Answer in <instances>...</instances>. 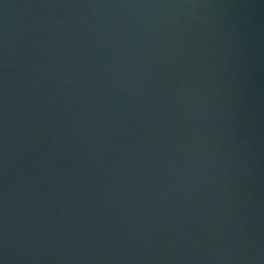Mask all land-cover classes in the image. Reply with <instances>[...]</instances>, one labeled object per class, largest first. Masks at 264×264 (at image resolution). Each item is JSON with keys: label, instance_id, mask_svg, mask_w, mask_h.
I'll return each instance as SVG.
<instances>
[{"label": "water", "instance_id": "1", "mask_svg": "<svg viewBox=\"0 0 264 264\" xmlns=\"http://www.w3.org/2000/svg\"><path fill=\"white\" fill-rule=\"evenodd\" d=\"M0 264H264V0H0Z\"/></svg>", "mask_w": 264, "mask_h": 264}]
</instances>
